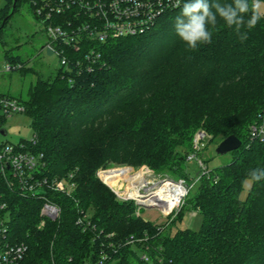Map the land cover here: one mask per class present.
Here are the masks:
<instances>
[{"label": "trees", "instance_id": "obj_1", "mask_svg": "<svg viewBox=\"0 0 264 264\" xmlns=\"http://www.w3.org/2000/svg\"><path fill=\"white\" fill-rule=\"evenodd\" d=\"M12 3L0 9L1 25ZM178 15L173 7L143 32L65 45L66 64L39 77L26 98L16 97L34 130L32 149L44 155V173H73L76 184L71 194L46 191L61 213L44 225L43 197L1 189L9 204L7 237L28 246L18 264L95 261L102 242L107 264H264V180L240 196L248 173L264 168V139L249 138L264 110V19L241 42L218 18L212 42L191 50L176 35ZM200 128L220 140L234 134L242 144L230 162L200 177L171 220L189 206L203 216L197 230L171 232L145 220L133 200L120 201L97 176L100 166L115 162L189 178L187 154ZM81 211L95 231L76 223ZM131 234L147 235L151 261L140 258L141 243L110 246Z\"/></svg>", "mask_w": 264, "mask_h": 264}, {"label": "built area", "instance_id": "obj_2", "mask_svg": "<svg viewBox=\"0 0 264 264\" xmlns=\"http://www.w3.org/2000/svg\"><path fill=\"white\" fill-rule=\"evenodd\" d=\"M35 16L44 24L48 41L46 48L55 52L62 64H66V54L63 47L72 45L79 47L82 41L87 39L105 40L109 36L129 35L147 30L155 19L166 10L175 7V0H25ZM1 9V0H0ZM22 63L7 64L4 70L22 68ZM25 105L16 97L0 94V120L4 122L13 114L24 113ZM0 121V130L4 127ZM1 134V133H0ZM210 135L202 128L198 129L193 137V149L187 154L188 161H195L197 172L194 177H163L154 176L149 168H136L130 165L104 167L97 171V176L107 184L120 201L133 200L137 205L136 215H140L142 207L158 208L165 215L176 213L184 204L190 188L196 184L202 175H207L209 167L204 155ZM251 140L264 139V110L258 114L249 127ZM36 139L21 140L17 143L8 140H0V264H18L25 256L28 246L25 242H13L7 237L9 204L3 198V189L12 188L23 195H38L43 197L41 208L43 217L56 219L61 213V206L55 200L49 198L50 193L71 194L76 187L72 180L73 173L67 175L52 176L44 173L46 161L42 152L32 149ZM112 169H126L127 174L116 177L115 185L109 184L103 174ZM142 172L144 181L135 183V188L128 177ZM151 178H147L150 177ZM112 177V176H111ZM112 179V178H110ZM191 180V182H189ZM134 183V182H133ZM136 189L144 196L141 201L131 192ZM43 190L42 194H35ZM76 223L83 230L91 227L95 231V225L90 219L89 213L78 215ZM162 227V226H161ZM113 233L106 234L110 237ZM147 235H129L123 241L115 243L110 241L114 249L124 244L137 247L141 243L139 254L143 261H151L147 252ZM102 242L99 257L95 261H85L83 264H107L110 258ZM116 250V249H115Z\"/></svg>", "mask_w": 264, "mask_h": 264}, {"label": "rangeland", "instance_id": "obj_3", "mask_svg": "<svg viewBox=\"0 0 264 264\" xmlns=\"http://www.w3.org/2000/svg\"><path fill=\"white\" fill-rule=\"evenodd\" d=\"M7 2L8 0H1V8H4ZM47 41L48 38L45 33L44 24L35 16L31 5L25 0H18L16 9L7 18L5 24L1 25L0 23V94L26 98L30 86L34 84L39 77L48 78L56 74L57 68L60 65V60L55 52L46 48L45 45ZM13 57L17 58L16 61L13 60ZM15 63H22L25 67L10 71L4 70L5 65H12ZM4 127L7 129L8 134H0V140L5 139L17 143L21 140H30L34 135V130L30 125V118L25 113L11 115L4 122ZM220 141L219 137L211 138L210 136L208 139L204 155L209 168H215L228 163L233 157L232 151L225 154L216 152V148ZM124 165L128 164L111 162L107 165L100 166L97 171L104 167ZM146 167L152 170L154 176L158 178L166 176L173 178L169 173L157 172L147 165L136 168ZM187 170L189 177H194L197 172L196 162L187 161ZM147 178L152 179L153 177L151 175ZM189 182H191V180H189ZM194 187L195 184L190 188L189 192H193ZM248 189L249 188L244 185L240 196L244 197ZM182 206L180 209L183 208ZM180 209L176 213H171L168 216L163 214L158 208L142 207L140 216L145 220H151L161 226L167 227L171 232L176 231L178 228L189 227L197 230L201 227L203 220L202 214L197 210L190 209L189 206H185L184 214L181 219L172 222L171 220ZM44 223L41 225H44ZM136 249H138L137 252L140 254V248Z\"/></svg>", "mask_w": 264, "mask_h": 264}, {"label": "clouds", "instance_id": "obj_4", "mask_svg": "<svg viewBox=\"0 0 264 264\" xmlns=\"http://www.w3.org/2000/svg\"><path fill=\"white\" fill-rule=\"evenodd\" d=\"M175 7L180 8V15L175 21L176 35L191 50L212 42L210 27L217 26L218 18L235 31L241 42L246 41L248 31L264 19V0H231L230 3L219 0H175ZM261 180H264V168H254L243 183L251 188Z\"/></svg>", "mask_w": 264, "mask_h": 264}, {"label": "water", "instance_id": "obj_5", "mask_svg": "<svg viewBox=\"0 0 264 264\" xmlns=\"http://www.w3.org/2000/svg\"><path fill=\"white\" fill-rule=\"evenodd\" d=\"M17 1L18 0H13L11 9H10L9 13L7 14V16L4 18L3 23L13 13ZM0 133L2 135H7L8 131L5 127H3V128H1ZM241 144H242L241 139L238 136L231 134V135H228L227 137H225L223 140L220 141V143L218 144V146L216 148V152L220 153V154H225L227 152L238 149L241 146ZM43 192H44L43 190H38L35 192V194H42Z\"/></svg>", "mask_w": 264, "mask_h": 264}, {"label": "bare ground", "instance_id": "obj_6", "mask_svg": "<svg viewBox=\"0 0 264 264\" xmlns=\"http://www.w3.org/2000/svg\"><path fill=\"white\" fill-rule=\"evenodd\" d=\"M126 174H127V170L126 169H112V170H109V171L105 172L103 174V177L105 178V180L109 184H112V180L116 179V177H118L119 175H124L125 176ZM142 175H143L142 172L136 173V174L133 175V177H128L127 179L131 181V183L133 184V186L135 188V185H136L135 183H137L139 185V184L142 183V181H144ZM110 178H112V179H110ZM112 185H114V184H112ZM131 194L134 195V196H138L141 201H145V199L143 198L144 196L139 192V190L134 189L131 192Z\"/></svg>", "mask_w": 264, "mask_h": 264}]
</instances>
